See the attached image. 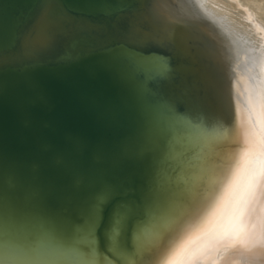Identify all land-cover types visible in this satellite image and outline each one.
Returning a JSON list of instances; mask_svg holds the SVG:
<instances>
[{
  "label": "water",
  "instance_id": "95a60500",
  "mask_svg": "<svg viewBox=\"0 0 264 264\" xmlns=\"http://www.w3.org/2000/svg\"><path fill=\"white\" fill-rule=\"evenodd\" d=\"M141 5L0 0L4 238L77 243L91 232L99 253L121 264L108 251L113 228H119L120 250L132 252L134 234L161 211L166 179L180 169L162 83L168 59L124 39L105 41L97 27L112 29ZM51 13L71 15L73 32L51 52L16 59L31 24Z\"/></svg>",
  "mask_w": 264,
  "mask_h": 264
},
{
  "label": "bare ground",
  "instance_id": "6f19581e",
  "mask_svg": "<svg viewBox=\"0 0 264 264\" xmlns=\"http://www.w3.org/2000/svg\"><path fill=\"white\" fill-rule=\"evenodd\" d=\"M73 20L65 13L38 17L15 58L58 48L75 29ZM97 27L105 41L124 39L168 59L162 83L174 114L172 157L180 163L177 175L166 179L161 211L134 234L132 252L120 250L121 264H162L185 245L192 253L188 264H264V179L253 190L240 171L231 194L221 182L254 164L250 149L264 151V0H142L112 29ZM222 126L230 129L227 140L215 137ZM193 201L198 210L189 212ZM225 203L223 217L214 219ZM4 242L5 259L119 264L94 255L89 235L77 243L49 236Z\"/></svg>",
  "mask_w": 264,
  "mask_h": 264
},
{
  "label": "snow or ice",
  "instance_id": "6c2138e0",
  "mask_svg": "<svg viewBox=\"0 0 264 264\" xmlns=\"http://www.w3.org/2000/svg\"><path fill=\"white\" fill-rule=\"evenodd\" d=\"M260 108L264 111V96L261 97ZM249 112L255 116L256 121L258 122L260 119V114L257 113L256 105L251 98H249ZM230 129L221 127L220 130H217L215 133V137L217 139L227 140L229 138ZM252 155L255 157V162L252 166L246 167L243 170H237L235 175L231 178V182L229 183L227 178L222 180V183L227 184L226 191L230 194L239 180L240 171H244L246 174V178L248 180L250 188L253 190L260 185L261 179H264V151L254 152L251 149ZM248 153H245L247 156ZM227 204H222L219 208L216 209L215 212L212 213L214 219L222 218L224 212L226 211ZM198 210V202L193 201L189 207V212H195ZM211 226H214L211 225ZM89 235L92 237V242L90 244L91 250L94 255L98 256L99 248L97 243L95 242V237L90 232ZM108 240V251L112 253L116 259L120 258V245H119V228H113L110 234L107 236ZM192 253L188 250L187 246L179 247L178 249H173L172 252L162 261V264H188ZM0 264H47L46 261L43 260H29V261H21L15 258L12 255H9L8 259H5V242L3 235V222L0 220ZM94 264V262H91Z\"/></svg>",
  "mask_w": 264,
  "mask_h": 264
}]
</instances>
